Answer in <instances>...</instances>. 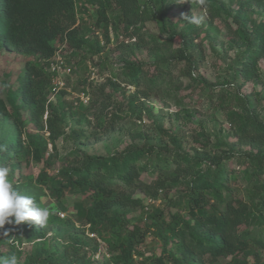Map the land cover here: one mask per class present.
<instances>
[{"label":"trees","instance_id":"16d2710c","mask_svg":"<svg viewBox=\"0 0 264 264\" xmlns=\"http://www.w3.org/2000/svg\"><path fill=\"white\" fill-rule=\"evenodd\" d=\"M77 1L95 8L96 25H103L106 44L110 42L108 27L115 31L121 28L123 37L134 41L121 42L116 49L127 50L128 56L133 48L145 50L149 56L168 51L166 56L156 58L151 64L122 59L124 78L121 83L135 88L129 103L139 117L144 111L142 100L158 92L177 66H186L188 77L198 68V46L192 35L195 29L186 32L173 29L167 9H163L167 0H157L160 2L158 13L145 9L147 2L143 0H0V50L39 60L25 63L18 78V93L35 126L48 133V142L32 134L22 140L24 123L20 113L0 98V149H4L0 150V165L10 169L11 183L15 182L14 172L22 162L32 160L50 166L45 159L47 143L54 145L62 135L64 116L49 102L51 74L45 69L57 51L54 43L60 42L73 51L96 56L104 51L98 40L85 38L81 33L77 25ZM246 2L239 4L233 18L237 29L232 31L230 25L225 26L245 48L231 65L232 81L240 84L256 76L257 62L264 59V23L246 27ZM214 16L221 17L216 11L210 22ZM152 20L163 28L169 27L164 39L145 38L140 34V27ZM174 43L179 47L171 50ZM151 66L154 69L150 75ZM105 86L119 87L108 81L103 87L89 91L91 108L100 111L96 119L102 135L111 132L121 120L115 113L109 116L107 112L112 102ZM218 93L223 102L224 93ZM235 98L240 113H231L227 118L234 129L235 141L233 145H226L225 150L211 153L203 145L200 154L195 151L190 155L180 148L174 136L166 135L173 145L171 150L160 148L156 152L157 149L148 145L109 156L88 155L79 150L64 154L60 160L67 165L58 171V176L50 178L42 172L38 179L41 185H47L49 194L55 199L64 192L80 197L74 207L82 228L75 230L73 223L62 222L50 213L44 227L29 222L5 224L0 233L8 231L15 237V243L0 235V245H8L13 254L19 246L45 240L53 230H61L56 227L65 225L74 230L70 233L73 245L69 247L73 250L70 256L65 252L62 255L35 253L27 256L22 264H89L83 251L91 244L84 235V227L88 226L91 233L99 228L107 232L104 245L112 264H215L228 258V264H249L240 255L251 256V264H264V118L255 113L246 98L239 95ZM102 113L110 117L108 122L99 121ZM7 120H12V133L6 131ZM72 139L87 143L81 132H73ZM143 176L151 180L145 181ZM179 187L185 192L169 202L165 210L168 220L164 218V211L149 215L153 221L149 229L156 231L165 247L161 255L135 261V249L144 242L146 232L128 231L121 211L143 208L136 194L156 199L159 194L164 192L165 195ZM20 194L32 197L34 203L38 201L36 194L30 195L28 191ZM79 248L82 249L80 253ZM92 248L96 251L97 244Z\"/></svg>","mask_w":264,"mask_h":264},{"label":"rangeland","instance_id":"374dc122","mask_svg":"<svg viewBox=\"0 0 264 264\" xmlns=\"http://www.w3.org/2000/svg\"><path fill=\"white\" fill-rule=\"evenodd\" d=\"M158 1L143 0L147 2L145 9L158 13V5H160ZM241 2H246L245 25L247 28H252L253 24L264 23V0H167L164 3L163 9H167V16L171 19L173 29L179 32L195 29L192 35L195 39L194 44L198 46L196 52L198 68L191 72V77H188L185 72L186 66H177V69L166 77L163 87L158 92L142 100L144 111L139 117L129 103L135 88L121 83L124 78L122 59L128 58L134 62L151 64L156 58L166 56L168 51L162 50L154 56H149L145 50L133 48L132 54L128 56L127 50L122 52L116 49L121 42L134 41L125 39L121 28L115 31L108 27L110 42L106 44L103 39V25H96L95 8L77 1V25L81 33L85 38L98 40L104 47V51L96 56L90 55L89 52L73 51L61 45L60 42L54 43L57 51L49 62L54 63L60 60L61 70L59 69L55 78L51 77L49 102L51 101L54 108L64 116L61 126L62 135L54 145L47 143L45 159H48L50 166L44 162L36 163L29 160L22 162L15 170V182L12 183L15 190L19 194L25 191H28L30 195L36 194L37 207L48 208L50 213L57 215L62 222L73 223L76 230L82 228L75 215L74 207L80 201V197L64 192L61 197L55 199L49 194L47 185H41L38 179V175L42 172L50 178L58 176V171L63 165H67L62 164L60 160L64 154L79 150L88 155L109 156L148 145L157 149L156 152L160 148L171 150L173 145L168 137H165L166 135L174 136L180 148L190 155H193L195 151L200 154V148L203 145H206L211 153L225 150L226 145H233L234 129L227 118L231 113H240L234 103L237 95L246 98L255 113L264 118V59L257 62L255 77L251 76L250 79L243 81V84L232 81L231 65L245 49L232 32L237 29L233 18ZM210 8H212L211 11ZM142 9L144 10V7ZM216 11L221 17L214 16L210 22L211 15ZM226 24L231 26L232 31H227ZM168 31L169 27L163 28L159 22L153 20L145 22L140 27V34L145 38L154 37L161 40L165 38ZM178 47V43H174L171 50ZM27 61L38 62L39 60L0 50V98L8 107L17 108L20 113L24 123L22 140L26 139L27 134H32L48 142V133L45 130L40 131L35 126L27 106L19 99L18 78L22 75ZM150 68L151 75L154 68L152 66ZM108 81L114 82L119 87L105 86V92L111 94L112 102L107 112L109 116L115 113L121 120L111 132L102 135L96 119L100 111L91 108L89 91L94 87H103ZM239 85L240 88H238ZM61 92L64 94L61 95ZM218 92L224 93L223 102ZM45 117L46 115L43 116L42 121ZM100 118L99 121L106 123L110 117H105L102 113ZM11 123L12 120L6 121L8 126L6 131L12 133ZM73 132H81L86 136L87 143L73 140ZM237 149L245 150V148ZM142 179L151 180L146 176ZM182 189V187L172 189L165 195L163 192L156 199L148 195L136 194L135 197L141 200L143 208L121 211L128 231L134 229L138 232H146L144 242L135 249L133 256L135 261L139 262L146 257L161 255L165 247L156 235V231L149 229L153 222L149 215L164 211V218L168 220L165 210L170 201L184 194L185 190ZM170 211L173 212L174 209L170 208ZM57 228L61 230H53L45 240L25 243L16 248L17 252L13 254L8 245L1 244L0 257L16 255L19 264H22L27 256L35 253L56 252L57 255H62L65 252L70 256L73 252L69 248L73 246L70 233H74V230H70L65 225L55 229ZM84 235L91 241L90 246L83 249L88 263L112 264L111 255L104 245V239L108 238L107 232L99 228L91 233L88 226H85ZM94 243L97 244L96 251L92 248ZM168 249L169 246L166 250ZM78 252H82V249L79 248ZM240 257L245 258L249 264L252 263L251 256L240 255ZM229 261L228 258L215 264H228Z\"/></svg>","mask_w":264,"mask_h":264},{"label":"clouds","instance_id":"9594fccd","mask_svg":"<svg viewBox=\"0 0 264 264\" xmlns=\"http://www.w3.org/2000/svg\"><path fill=\"white\" fill-rule=\"evenodd\" d=\"M9 172L7 166L0 165V229L5 224L19 225L24 222L46 226L50 210L37 207L32 197L19 194L9 180ZM0 235L9 237L10 243H15V237L10 236L8 231ZM0 264H19V261L16 255H11L0 257Z\"/></svg>","mask_w":264,"mask_h":264},{"label":"built area","instance_id":"2783aa9c","mask_svg":"<svg viewBox=\"0 0 264 264\" xmlns=\"http://www.w3.org/2000/svg\"><path fill=\"white\" fill-rule=\"evenodd\" d=\"M46 71L51 74L52 78H55V76L59 73V71L61 70V61L59 60L58 62H48L46 67H45ZM60 69V70H59Z\"/></svg>","mask_w":264,"mask_h":264}]
</instances>
